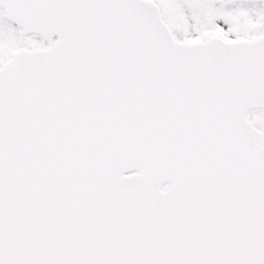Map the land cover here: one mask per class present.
Returning <instances> with one entry per match:
<instances>
[{
    "label": "water",
    "instance_id": "1",
    "mask_svg": "<svg viewBox=\"0 0 264 264\" xmlns=\"http://www.w3.org/2000/svg\"><path fill=\"white\" fill-rule=\"evenodd\" d=\"M0 4L58 37L0 69V264H264V130L242 137L264 35L179 42L153 0Z\"/></svg>",
    "mask_w": 264,
    "mask_h": 264
},
{
    "label": "flooded vegetation",
    "instance_id": "2",
    "mask_svg": "<svg viewBox=\"0 0 264 264\" xmlns=\"http://www.w3.org/2000/svg\"><path fill=\"white\" fill-rule=\"evenodd\" d=\"M156 1L161 5L164 18L180 40L208 41L211 37H219L225 40L251 39L259 37L264 31V13L260 15L259 22L253 25L252 31H255L254 34H240L236 31H231L230 14L224 8L226 5L224 0H206L205 3L200 6H195L193 3L185 5L183 0H180V3L183 5V12H181L183 17L185 13L195 14L197 17L190 16L182 20L175 19L177 16L173 11L167 9L160 0ZM0 19L2 22L11 26L10 29H12L14 35L23 37L21 29L16 24L9 22L5 18V14L1 6ZM244 27L247 29L248 26L244 24ZM241 28L242 26L239 25L238 29ZM0 33H3V30H0ZM55 39L56 37L50 38L48 41L51 42L47 45L51 44ZM20 47H23V45L16 46L14 50ZM0 53H5V50L1 47ZM8 53L9 52L6 51L5 57L8 56ZM1 65L2 64H0V66ZM248 117L250 119L258 117V120H262L264 122V108L250 111Z\"/></svg>",
    "mask_w": 264,
    "mask_h": 264
},
{
    "label": "rangeland",
    "instance_id": "3",
    "mask_svg": "<svg viewBox=\"0 0 264 264\" xmlns=\"http://www.w3.org/2000/svg\"><path fill=\"white\" fill-rule=\"evenodd\" d=\"M164 6L173 11L176 14L178 20L186 19L190 16L196 17L195 14L185 13L184 17L181 12L182 4L180 0H161ZM226 5L224 8L230 14L231 21V31H236L240 34H254L255 31H252L253 25L259 22V17L264 13V0H258L257 3H251L249 0H225ZM197 18V17H196ZM244 24L247 25L245 29ZM242 26L241 29H238V26ZM0 30H3V33H0V47L5 50V53H0V62L3 61L6 55V51L14 49V47L19 45L24 46H37L44 45L46 41L37 38V37H19L14 35L12 29L7 26L5 23L0 20Z\"/></svg>",
    "mask_w": 264,
    "mask_h": 264
},
{
    "label": "bare ground",
    "instance_id": "4",
    "mask_svg": "<svg viewBox=\"0 0 264 264\" xmlns=\"http://www.w3.org/2000/svg\"><path fill=\"white\" fill-rule=\"evenodd\" d=\"M99 32H100V31L95 32L92 36L97 35ZM106 35H107V34H106ZM107 39H108V43L110 44L109 47H110L111 49H114V48H115V45H112V42L110 41V37H109L108 35H107ZM173 139L176 140V136H174ZM170 188L174 189L173 186H171ZM174 191H177V189H175ZM166 192H169V191L166 190Z\"/></svg>",
    "mask_w": 264,
    "mask_h": 264
}]
</instances>
